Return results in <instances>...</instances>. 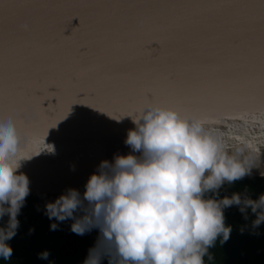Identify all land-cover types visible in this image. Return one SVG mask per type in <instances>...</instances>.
<instances>
[{
    "label": "clouds",
    "instance_id": "9594fccd",
    "mask_svg": "<svg viewBox=\"0 0 264 264\" xmlns=\"http://www.w3.org/2000/svg\"><path fill=\"white\" fill-rule=\"evenodd\" d=\"M129 118L135 127L124 143L141 155L101 161L82 194L70 188L45 205L50 220L71 218L77 235L99 230L82 264L103 259L108 264H205L217 239H229L224 208L238 206L245 219L251 209L253 228L264 222V194L256 200L240 193L219 200L207 195L249 175L252 166L229 154L205 122L165 106H146ZM19 140L13 118L0 114V218H9L0 228L5 261L12 254L6 241L16 234V217L29 194V179L18 171L26 160L19 154ZM76 211L83 215L74 216ZM57 227L50 224L52 230ZM38 255L47 259L49 253Z\"/></svg>",
    "mask_w": 264,
    "mask_h": 264
},
{
    "label": "water",
    "instance_id": "95a60500",
    "mask_svg": "<svg viewBox=\"0 0 264 264\" xmlns=\"http://www.w3.org/2000/svg\"><path fill=\"white\" fill-rule=\"evenodd\" d=\"M4 3L29 5L38 23L33 31L18 42L19 48L9 47L5 52V37L0 32V74L3 72L5 55L19 59L22 53L26 62L33 65V78L60 82L57 93L45 96L42 104L50 119L72 102V92L76 84L87 83L89 77L111 71H132L133 67L149 69L163 65L165 61L182 59V54L191 53V59L208 65L220 64L226 58L227 44L224 29L229 21L238 15L233 8H212L206 10L173 8L172 5L212 4L259 5L260 0H3ZM58 5L60 7H51ZM257 13L259 9L253 10ZM76 12L86 20L82 33H71L79 20L73 18L64 25V35H56L55 21L62 14ZM196 14L201 23L180 38L176 44H169L158 52L143 48L136 40L131 52L127 47L132 40L128 31L130 24L140 25L142 20L153 21L162 17L190 16ZM142 33L137 32L136 36ZM95 37V38H94ZM253 43L259 44V27L254 33ZM94 38V39H92ZM92 39L84 52L77 51L79 40ZM150 47L158 48L153 43ZM133 57L132 60L128 56ZM86 68L88 71H82ZM54 91V89H50ZM31 108L32 105L29 104ZM229 115L223 123L209 122L207 129L220 136L225 150L252 166L250 174L243 179L262 177L264 172V106L254 100H237L225 105ZM137 111L136 113H138ZM0 114H6L0 105ZM33 120L25 117L20 129L19 172L29 179V194L62 195L68 189H76L81 194L89 176L97 171L101 161L113 162L114 156L132 153L124 143L127 131L135 126L129 118L120 119L99 112L85 104L74 103L64 119L50 127L44 135L47 149L35 153L36 135L43 122L32 113ZM133 155L140 156L135 152Z\"/></svg>",
    "mask_w": 264,
    "mask_h": 264
},
{
    "label": "snow or ice",
    "instance_id": "6c2138e0",
    "mask_svg": "<svg viewBox=\"0 0 264 264\" xmlns=\"http://www.w3.org/2000/svg\"><path fill=\"white\" fill-rule=\"evenodd\" d=\"M29 5L4 3L0 0V32L5 40V52L9 47L19 48V41L33 31L38 23ZM51 7H60L52 5ZM173 8L206 10L212 8H233L239 13L232 18L226 32V58L220 64L208 65L191 59V53L182 54V59L165 61L149 69L133 67L132 71H111L89 77L87 83L76 84L72 92V102L65 105L54 118L50 119L47 110L42 107L45 96L57 93L60 82L45 80L43 85L39 77L33 78V65L26 62L22 53L19 59H10L5 55L3 72L0 74V105L6 114L13 118L18 134L25 117L33 120L32 113L43 122L36 135L35 153L47 149L44 135L48 128L56 126L64 119L74 103L85 104L91 108L120 119L122 115H133L146 106H165L178 111L189 119L205 122L223 123L229 115L225 105L237 100H254L264 106V0L259 5H172ZM258 8V15L253 10ZM73 18L79 20L71 33H82L86 20L76 12L64 13L59 22L55 21L56 35H64V25ZM201 19L194 13L190 16L162 17L153 21L142 20L140 25L132 23L128 27L132 40L127 47L129 52L136 40L146 49L163 51L167 45L176 44L191 29L197 27ZM257 25L259 44L253 43ZM142 33L136 36V33ZM95 38V37H94ZM92 38V39H94ZM77 41V51L84 52L92 40ZM153 43L158 48L150 47ZM132 60L131 55L128 56ZM82 71H88L82 68ZM54 89V91H50ZM29 104L32 107H29Z\"/></svg>",
    "mask_w": 264,
    "mask_h": 264
},
{
    "label": "trees",
    "instance_id": "16d2710c",
    "mask_svg": "<svg viewBox=\"0 0 264 264\" xmlns=\"http://www.w3.org/2000/svg\"><path fill=\"white\" fill-rule=\"evenodd\" d=\"M233 193L246 194L256 200L264 194V177L240 179L232 184H224L214 195L209 197L217 200L230 197ZM59 195L45 193L28 194L20 208L16 219L19 221L16 234L6 241L12 249L10 258L5 261L0 258V264H82L99 236V230L92 228L83 235L71 231V218L58 221L51 220L45 214L46 203L54 202ZM225 225L231 226L229 239L223 243L218 238L214 247L208 250L204 257L205 264H264V222L258 227H252L255 215L251 209L241 213L236 205L224 208ZM76 211L74 216H82ZM8 216L0 218V228L5 227ZM58 227L50 229V224ZM31 230V231H30ZM47 251V259H41L39 253ZM101 264H108L103 259Z\"/></svg>",
    "mask_w": 264,
    "mask_h": 264
}]
</instances>
